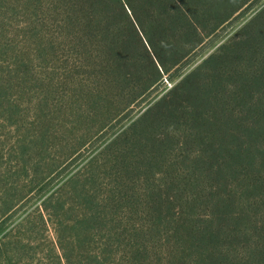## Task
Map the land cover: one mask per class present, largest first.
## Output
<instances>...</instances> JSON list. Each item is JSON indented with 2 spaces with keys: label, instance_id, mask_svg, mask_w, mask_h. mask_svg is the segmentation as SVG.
<instances>
[{
  "label": "trees",
  "instance_id": "16d2710c",
  "mask_svg": "<svg viewBox=\"0 0 264 264\" xmlns=\"http://www.w3.org/2000/svg\"><path fill=\"white\" fill-rule=\"evenodd\" d=\"M251 1L0 0V264H264Z\"/></svg>",
  "mask_w": 264,
  "mask_h": 264
},
{
  "label": "rangeland",
  "instance_id": "374dc122",
  "mask_svg": "<svg viewBox=\"0 0 264 264\" xmlns=\"http://www.w3.org/2000/svg\"><path fill=\"white\" fill-rule=\"evenodd\" d=\"M264 7V0H252L241 10H239L229 21H227L222 27H220L217 32L209 37L202 48L196 54H192L191 58L196 57V64L200 63L210 54L214 53L217 48L239 31L244 25L252 19L255 14ZM166 81V80H165ZM169 87V84L166 82ZM147 105L138 106L132 112L133 117L140 115Z\"/></svg>",
  "mask_w": 264,
  "mask_h": 264
}]
</instances>
